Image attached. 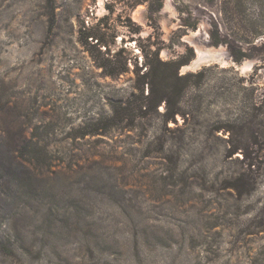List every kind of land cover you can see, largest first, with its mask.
Instances as JSON below:
<instances>
[{
	"label": "rangeland",
	"instance_id": "374dc122",
	"mask_svg": "<svg viewBox=\"0 0 264 264\" xmlns=\"http://www.w3.org/2000/svg\"><path fill=\"white\" fill-rule=\"evenodd\" d=\"M223 1L0 0V96L51 159L18 155L35 173L3 177L0 264H264V0L231 18ZM98 25L113 50L140 26L163 61H189L184 119L143 115L135 76L97 68L85 38ZM254 126V186L239 198L225 186L242 153L226 154Z\"/></svg>",
	"mask_w": 264,
	"mask_h": 264
},
{
	"label": "trees",
	"instance_id": "16d2710c",
	"mask_svg": "<svg viewBox=\"0 0 264 264\" xmlns=\"http://www.w3.org/2000/svg\"><path fill=\"white\" fill-rule=\"evenodd\" d=\"M244 3L247 4V0H224L221 3V14L227 18H231L234 15L241 17L244 14ZM150 19L152 16H149ZM130 23V19H129ZM256 22L254 25L256 26ZM99 33L103 32L101 25L97 26ZM130 32L137 38H131L125 40L121 38L118 50H113L112 47H116V43L113 39V46L105 39V34L100 36L90 34L85 38V44L90 45L97 53V58H94V62L99 70H101L106 77H118L129 74L130 72L135 76V90L138 91L142 97L139 110L146 115L150 111H157L161 105L164 107L165 123L173 121L176 123L175 117L181 116L182 109L180 107V100L183 95V87L178 84L180 81L186 79V76H179V70L181 67L187 65L189 61H163L160 57V53L163 50L162 41L157 36H149L148 44L144 45L141 36V27L135 26L130 29ZM261 34L255 31V37H261ZM116 37V36H115ZM88 39H91L88 44ZM131 43H134L133 49L138 50V54L141 55L140 66L138 65L139 58L137 56L132 57L133 50ZM130 67H134L130 71ZM147 87V95L144 96V88ZM0 165L3 166L5 173L2 178L0 177V191L4 188L5 180L4 176H11L17 174H30L35 173L31 168H28L24 161L21 159H27L29 164L45 163L50 165L51 159L45 147H41L38 144L32 146L27 138L26 130L20 127L18 117L11 111V107L6 104L4 98L0 96ZM254 107V106H253ZM122 119V118H121ZM116 120V114L106 118L107 122ZM99 126V124H98ZM264 126V125H263ZM19 127V128H17ZM262 127V125H261ZM229 132V130H225ZM248 133V132H247ZM260 126H254L249 130V136L247 140L250 143L245 151L241 148H234L229 145L226 157L231 158L239 151L242 153V167L244 172L231 177L225 186L226 190L233 191L237 197L241 198L245 194H249L254 185L251 183L252 168L256 167L257 154L252 156L254 146H258L261 140ZM86 136V135H83ZM18 155H20V158ZM49 156V157H48ZM49 161V162H48ZM26 165L25 171L17 169L14 165ZM47 171L51 172V167L48 166ZM248 173H245V172Z\"/></svg>",
	"mask_w": 264,
	"mask_h": 264
}]
</instances>
